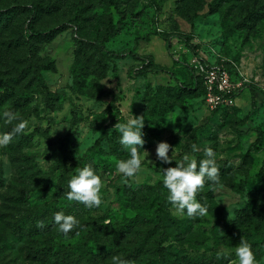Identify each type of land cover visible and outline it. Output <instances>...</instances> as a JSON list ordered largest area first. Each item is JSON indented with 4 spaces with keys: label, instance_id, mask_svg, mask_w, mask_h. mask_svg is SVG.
<instances>
[{
    "label": "rangeland",
    "instance_id": "obj_1",
    "mask_svg": "<svg viewBox=\"0 0 264 264\" xmlns=\"http://www.w3.org/2000/svg\"><path fill=\"white\" fill-rule=\"evenodd\" d=\"M118 1L124 25L106 38L111 21L121 18L108 0H0V70L6 72L1 78L27 56L29 42L21 33L33 4L46 6L31 18L35 27L57 31L53 39L34 40L35 57L55 67L43 71L48 90L30 76L25 82L30 94L22 99L0 80V137L21 120L28 122L0 146V264H147L159 256L160 218L168 233L163 240L166 256L154 264H238V240L221 237L215 246L212 231L219 217L233 220L248 214V222L261 224L251 219L248 205L249 190L255 189L254 197L264 207V194L257 193L259 187L264 189L259 176L264 160V12L257 20L247 18V12L264 8V0ZM77 11L82 14L78 23ZM192 34L196 53L181 39ZM78 39L83 41L81 58L93 72L84 85L74 80ZM97 41L117 56H104ZM194 55L225 69L240 85L234 103L210 105L203 78L195 73L193 80L188 71ZM146 58L175 70L182 82L193 83L192 88L166 72L139 76L135 71ZM103 71L104 77H98ZM116 108L122 118H117ZM6 112L17 119L9 120ZM135 116L145 121V144L138 148L142 170L125 178L116 164L129 153L114 126ZM257 129L263 132L262 150L249 155ZM99 139L102 154L85 156ZM162 141L172 146L171 164L156 156ZM192 145L198 149L194 153ZM207 149L213 152L220 179L206 181L196 194V200L207 206L206 214L189 217L186 209L167 201L161 169L175 167L185 154L198 162L207 159ZM87 164L102 177L98 207L88 208L67 197L68 181ZM58 212L79 221L67 235L54 222ZM41 223L43 227H38ZM78 243L88 245L92 258L81 252L83 247L76 254L57 250L59 245ZM44 247L53 251L44 254ZM255 255L257 264H264V253Z\"/></svg>",
    "mask_w": 264,
    "mask_h": 264
},
{
    "label": "trees",
    "instance_id": "obj_2",
    "mask_svg": "<svg viewBox=\"0 0 264 264\" xmlns=\"http://www.w3.org/2000/svg\"><path fill=\"white\" fill-rule=\"evenodd\" d=\"M108 3L111 6L115 7L117 10H119L121 14V18L116 22H114L113 20L111 21L110 25L106 29V38L111 35H114L118 29H121L123 27L124 25L123 20L125 17L124 13L120 11L121 4L118 0H108ZM45 8L46 6H44L43 4H36V3L33 4L30 18L24 22L23 33H21V38L25 42L28 41L29 44L27 47V56L22 60V64L17 67H13L12 68V70H14L13 73L8 74V76L10 75L11 78L13 79L12 82L14 83V86H12L13 83H11L8 76L1 78V75H5L6 72L4 73L2 70H0V80L4 83L5 89L10 90L12 93H17V96L22 99L25 96H28L30 94L29 86L25 84V82L30 76H34V78L37 79L38 81V85L42 86V88H44L45 90H48V85L44 78L43 71L51 70L55 68L53 63H49V62L47 63L35 57V43H34L35 41L34 40L38 38H41V39L44 38V39H49V40L53 39V37L56 35V32H57L54 29H49V30L37 29L33 21L31 20V18H34L39 11ZM262 12H264V8H262V5H260L259 8L258 7L253 8V9L250 8L247 12V18H250L252 20H257L261 18V16H263L261 15L263 14ZM2 14L3 12L0 10V15ZM81 19H82V14L80 11H77L74 21L78 23ZM142 38L144 37H140L138 38V40ZM145 38L148 39V37H145ZM181 39L185 42V44L189 47L191 51L196 53V45L193 43V39H194L193 34L188 35V36L183 35L181 36ZM96 44L100 47L101 53L104 56L108 58H114L117 56V53L113 50L108 49V47L104 45L103 41H97ZM82 46H83V41L78 39L76 57H75V61L73 64V72H74L75 83L79 85H84L86 83V79L89 77L91 73H93L92 71H89L88 69L89 68L88 62L83 61L81 58ZM167 48L171 49L170 42H167ZM116 70L117 69L115 66L114 68L115 74H116ZM151 71L166 72L170 74L172 78H175L178 83H181V85L184 86L185 88L191 89L193 86L192 82L190 83L182 82L178 78V74L175 70H167V69L160 67L156 65L154 60L151 58H146L144 60L143 66L137 69L135 72L139 76H147L148 73ZM188 71L193 75V80H194L196 78L195 69L191 65H188ZM104 75H105V71H103L102 74L97 75V76L102 78L104 77ZM204 89L206 91L205 86H204ZM238 94L239 93H236L235 96H238ZM252 98H253L252 107L253 109H256L257 101H256L255 93L253 91H252ZM116 112H117V118L123 117L121 110L119 108H116ZM133 112L134 114L136 113L135 110ZM257 132H258V139L250 145L249 150H248L249 155L256 154L262 150L261 142L263 139V132L260 129H257ZM190 150L191 149H189L188 151L189 153L191 152ZM92 152H96L99 155L102 154L103 147L101 144V139L96 141V145L94 147H91L90 149H88L85 156H88ZM259 176L264 178V160H263L261 169L259 171ZM247 178L248 177H246L245 181H247ZM246 191L247 189L245 188V186L240 185V192L245 193ZM249 192H250V197H249L250 199H249L248 208L250 209L249 213H252L249 216H251V219L256 218L261 224L252 225L251 222H248V218H247L248 214L241 215L239 219H233V220H224L219 217L216 219L215 227L212 231V234H213L215 246L220 245L221 237L222 238H228V237L233 238V239L238 240L239 243L241 239H243L252 246V249L258 246V249H256L254 253L258 254V257H259V255L264 253V207L263 206L259 207L258 200L255 199L254 197L255 189H253L252 191L249 190ZM257 193L264 194L263 187H259L257 190ZM157 231L159 232V238H160V242L157 246V253L159 256L156 259H151L149 262H147V264H154L155 262H157L158 258H165L166 256V253H165L166 249L163 246V240L167 237L168 233L166 231V222L162 218H160L158 221ZM227 231H229L232 235L231 236L224 235L225 232ZM143 245L144 244H142L139 247V249H137V251L142 249ZM110 246L111 245H105V247H110ZM80 247H83V250L81 251L82 253H84L87 257L92 258L93 253L91 252V250L87 249L88 245L85 243H83V246L80 243L75 244V245H70V246L59 245L57 247V250L61 252L62 251L71 252L73 254H76ZM41 251L44 254L45 253L47 254V253L52 252L53 249H51L50 247H44L43 250Z\"/></svg>",
    "mask_w": 264,
    "mask_h": 264
},
{
    "label": "clouds",
    "instance_id": "obj_3",
    "mask_svg": "<svg viewBox=\"0 0 264 264\" xmlns=\"http://www.w3.org/2000/svg\"><path fill=\"white\" fill-rule=\"evenodd\" d=\"M4 115L9 120L17 119L16 115L11 112H6ZM27 123L26 120H21L10 133L0 137V146L7 145L13 135L25 129ZM144 126L143 116H135L124 123L118 122L114 126L120 134L119 143L129 153L128 159L120 160L116 164L117 171L125 178L134 177L142 170V157L138 154V148H143L145 144ZM171 147L168 142L162 141L157 144L156 156L163 163H172L173 159L169 156ZM197 150V146L192 145V152ZM206 156L207 159H200L198 162L193 155L185 154L182 160L176 161L175 167L161 169L162 185L168 191L167 201L181 210L186 209L189 217L206 214L207 206L196 200V194L204 187L206 181L217 183L220 179L219 168L211 149L206 150ZM102 186V177L98 170L91 164H87L79 168L78 172L68 181V200L78 202L88 208L98 207L102 202ZM54 222L58 225L59 232L65 235L79 224L73 215H65L63 212L55 214ZM37 226L43 227V224ZM235 256L238 258V264H257L252 246L243 239L235 249Z\"/></svg>",
    "mask_w": 264,
    "mask_h": 264
},
{
    "label": "built area",
    "instance_id": "obj_4",
    "mask_svg": "<svg viewBox=\"0 0 264 264\" xmlns=\"http://www.w3.org/2000/svg\"><path fill=\"white\" fill-rule=\"evenodd\" d=\"M191 66L201 75L206 87L208 101L213 108L234 103L240 85L232 82L229 73L218 66H210L202 57L194 55Z\"/></svg>",
    "mask_w": 264,
    "mask_h": 264
}]
</instances>
